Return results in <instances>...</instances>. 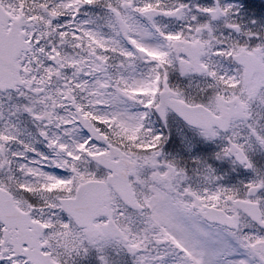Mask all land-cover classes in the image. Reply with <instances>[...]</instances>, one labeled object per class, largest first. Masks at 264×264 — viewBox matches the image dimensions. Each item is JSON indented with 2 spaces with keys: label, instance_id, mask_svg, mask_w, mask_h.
I'll use <instances>...</instances> for the list:
<instances>
[{
  "label": "snow or ice",
  "instance_id": "1",
  "mask_svg": "<svg viewBox=\"0 0 264 264\" xmlns=\"http://www.w3.org/2000/svg\"><path fill=\"white\" fill-rule=\"evenodd\" d=\"M0 264H264V0H0Z\"/></svg>",
  "mask_w": 264,
  "mask_h": 264
}]
</instances>
